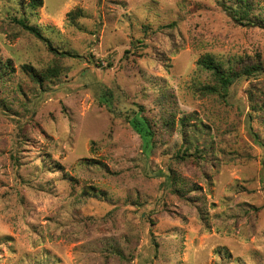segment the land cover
Returning <instances> with one entry per match:
<instances>
[{
    "label": "rangeland",
    "instance_id": "rangeland-1",
    "mask_svg": "<svg viewBox=\"0 0 264 264\" xmlns=\"http://www.w3.org/2000/svg\"><path fill=\"white\" fill-rule=\"evenodd\" d=\"M29 2L0 0V264H264V73L222 97L199 64L263 59L264 0Z\"/></svg>",
    "mask_w": 264,
    "mask_h": 264
},
{
    "label": "trees",
    "instance_id": "trees-1",
    "mask_svg": "<svg viewBox=\"0 0 264 264\" xmlns=\"http://www.w3.org/2000/svg\"><path fill=\"white\" fill-rule=\"evenodd\" d=\"M42 0H30L29 5H31L32 7H36L38 5H41ZM223 6L225 7L226 11H230L229 15L236 20V22H238V24L243 23V19H246V24H248L251 20V18L249 16V12L248 9L246 8H242V11H237L235 10L233 7L230 6H225V4H223ZM19 25H21L26 31H28L29 33L33 34L35 37L40 38L41 40H43L44 42H46L47 47L49 48L50 51H52L55 54H58L60 56H76V54H70L67 52H60L58 51L56 48H54L52 46V44L50 43V41L48 40V38L44 37V35L40 32V30L38 28H36L33 25L28 24L26 21L22 20H15ZM199 64L201 65L202 68H204L205 70H208L212 73L213 78L216 80L217 82V86L213 87H207V86H203L201 89V92L206 94V93H214L217 92L219 93L222 97H224L226 95V89L228 87H230V85L232 84V82H234L235 80H237L238 78L242 77V76H251V75H255L256 73H264V58L261 59L260 57H257L256 61H254L253 63H243L242 65H240L238 68H236L235 66H230L228 68H222L221 66H219L218 64L214 63V60L211 59L210 57H204L199 59ZM6 68V67H5ZM58 67H54L52 69H47L44 72H41L39 74V79L40 78H52L54 76H56L58 74ZM107 92V90H106ZM108 93V92H107ZM105 94V93H104ZM106 95V94H105ZM110 107V106H109ZM131 119L129 120V122L131 120H133L134 123H140V119L137 118L136 116H131ZM127 119V116H126ZM189 118L185 117L183 119H181V123L180 125H185L186 123H188ZM141 125V124H140ZM144 134H146L148 137H151L152 133L149 129H144ZM258 145L261 147H264L263 143H259L258 140ZM146 144V143H145ZM159 175H163V174H159ZM168 176V175H167ZM170 177V176H169ZM172 182V186L176 183V181H171ZM172 190L176 193V195H180L177 190L176 187H172Z\"/></svg>",
    "mask_w": 264,
    "mask_h": 264
}]
</instances>
